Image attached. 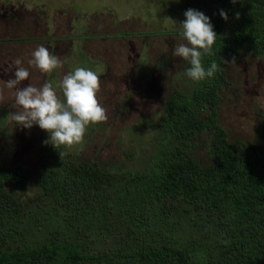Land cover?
<instances>
[{
	"label": "trees",
	"instance_id": "1",
	"mask_svg": "<svg viewBox=\"0 0 264 264\" xmlns=\"http://www.w3.org/2000/svg\"><path fill=\"white\" fill-rule=\"evenodd\" d=\"M193 2L217 33L202 62L221 71L196 82L179 60L149 143L122 149L138 168L52 144L36 170L0 160V264H264V111L249 143L231 141L218 114L223 60L264 58V0Z\"/></svg>",
	"mask_w": 264,
	"mask_h": 264
},
{
	"label": "rangeland",
	"instance_id": "2",
	"mask_svg": "<svg viewBox=\"0 0 264 264\" xmlns=\"http://www.w3.org/2000/svg\"><path fill=\"white\" fill-rule=\"evenodd\" d=\"M193 1L0 0V160L36 170L42 145L51 144L44 143L48 133L39 126L25 129L11 119L17 110L14 90L4 88L3 81L13 78L15 69H9L19 58L30 75L18 87L50 82L62 100L59 83L68 72L85 67L100 75L97 98L108 119L89 125L83 140L67 146V152L111 171L124 165L138 168L137 162H121L122 149L137 151L151 139V122L158 119L183 64L173 55L176 45L186 43L177 33L179 23L187 9L204 12ZM40 45L57 55L63 67L47 74L29 67L30 54ZM234 58L227 64L231 85L222 94L219 121L231 141L249 143L261 133L264 58Z\"/></svg>",
	"mask_w": 264,
	"mask_h": 264
},
{
	"label": "clouds",
	"instance_id": "3",
	"mask_svg": "<svg viewBox=\"0 0 264 264\" xmlns=\"http://www.w3.org/2000/svg\"><path fill=\"white\" fill-rule=\"evenodd\" d=\"M235 2L236 0H232V3ZM183 15L185 19L179 23V33L186 43L176 45L173 55L190 64L185 71L187 78L196 82L212 78L221 68L215 61L205 68L202 58L214 55L212 47L217 38L214 26L210 18L201 11L190 8ZM219 15L225 21L228 20L225 10H220ZM238 17L237 13L236 18ZM30 56L27 64L41 73H51L63 67L60 58L43 45L37 46ZM223 61L230 64L235 62V58ZM12 63L13 67L9 70L13 72L15 69L13 78L3 81L4 88L14 90V107L17 110L11 113V119L25 129L37 125L46 131L48 140L44 143H51L54 148L80 143L89 125L107 121V109L97 98L101 78L95 71L76 67L65 74L59 83L62 100L50 82H44L39 87L30 83L25 87H18L29 78L30 72L19 58ZM2 99L3 88H0V100Z\"/></svg>",
	"mask_w": 264,
	"mask_h": 264
}]
</instances>
